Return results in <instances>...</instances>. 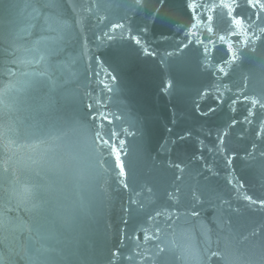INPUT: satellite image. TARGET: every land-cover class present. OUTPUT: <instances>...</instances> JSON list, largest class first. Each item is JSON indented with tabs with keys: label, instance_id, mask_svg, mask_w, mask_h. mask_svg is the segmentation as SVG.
Wrapping results in <instances>:
<instances>
[{
	"label": "water",
	"instance_id": "1",
	"mask_svg": "<svg viewBox=\"0 0 264 264\" xmlns=\"http://www.w3.org/2000/svg\"><path fill=\"white\" fill-rule=\"evenodd\" d=\"M237 2L240 34L186 35V0H0V264H264V13Z\"/></svg>",
	"mask_w": 264,
	"mask_h": 264
},
{
	"label": "snow or ice",
	"instance_id": "2",
	"mask_svg": "<svg viewBox=\"0 0 264 264\" xmlns=\"http://www.w3.org/2000/svg\"><path fill=\"white\" fill-rule=\"evenodd\" d=\"M136 4L138 7H142L143 6V0H135ZM161 5H163L164 0H160ZM185 7L186 10L190 13V26L186 32V35H191L192 29L197 28L201 23H204V17H206V21L209 23V25H211V23L213 22V16L212 15H207V12H212L215 11L216 9H223L226 11L227 17L228 19L231 21L232 26H234L235 31L231 32V35H238L240 34L243 25H244V17L243 14L237 13V9L241 7V5L237 2V0H220V2L218 4H206L203 3L202 0H186L185 3ZM247 8H251V9H258L259 12L264 13V0H247V4H246ZM201 10H204L203 12ZM156 11L159 12V9H156ZM123 27V25L120 24H114L113 28H121ZM208 33H212L213 29L211 26L208 27L207 29ZM262 32H264V28L261 29ZM245 35H247V33H244ZM132 39L135 41L136 44H140V40L137 39L135 36L132 37ZM219 39L221 41L225 40V36L221 35L219 37ZM258 39V37H257ZM188 43H192L191 40L188 41ZM202 43V41H201ZM246 46L250 43V39L249 40H245L243 42ZM255 49H253L254 51ZM228 51L230 53H233V61L235 60V53L233 52V48L232 45L229 44L228 45ZM145 53L147 54V49H145ZM204 53L205 55H208L209 53V49L207 47H205L204 49ZM23 62V61H22ZM28 63H31V61H28ZM221 72H223V68L219 69ZM35 75L38 76H43L44 73H35ZM114 79V78H113ZM12 87H14V85L12 84H8L4 87V89L2 90L4 93H7ZM251 104L253 107L259 105V107L264 108V103H261L259 100L253 99L251 100ZM253 116V112L251 110H249L248 112V117ZM248 117L245 118L246 122L251 123V120L248 119ZM104 119H106V117H104ZM235 123V122H233ZM261 130L264 131V124L261 125ZM116 133H113V135H115ZM99 135V134H98ZM257 135H259V133H257ZM104 143L107 145L108 141H104ZM123 141H120V144L123 145ZM220 143L223 144V139H220ZM109 147H111L113 149V151L115 152V159H116V164L120 169V175L124 176L125 175V169L124 166L120 160V153L119 151L116 149L115 144L109 145ZM229 163H231V161H228ZM177 168L180 167V165H176ZM229 183H231V181H229ZM125 187H127V185H125ZM30 193V189L28 188H24L22 193L20 195L22 196H27ZM170 195H174V194H170ZM193 199L199 201V196L196 193H193ZM244 199L248 200L250 203H255V201L250 197V196H245ZM264 203V202H262ZM196 213H194L195 215ZM157 215H162V213L158 212ZM171 217H169L170 219ZM145 240H149L150 237L145 235L143 237ZM163 251V250H161ZM213 257H217L219 256V253L217 252H213L211 254Z\"/></svg>",
	"mask_w": 264,
	"mask_h": 264
}]
</instances>
